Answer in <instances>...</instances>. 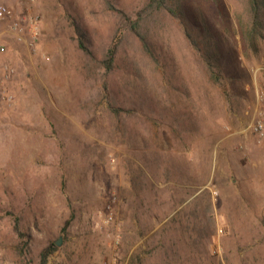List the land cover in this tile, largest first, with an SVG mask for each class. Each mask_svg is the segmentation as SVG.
Segmentation results:
<instances>
[{"label":"rangeland","instance_id":"1","mask_svg":"<svg viewBox=\"0 0 264 264\" xmlns=\"http://www.w3.org/2000/svg\"><path fill=\"white\" fill-rule=\"evenodd\" d=\"M149 1L0 0V264H264V6L253 47L248 0Z\"/></svg>","mask_w":264,"mask_h":264},{"label":"built area","instance_id":"2","mask_svg":"<svg viewBox=\"0 0 264 264\" xmlns=\"http://www.w3.org/2000/svg\"><path fill=\"white\" fill-rule=\"evenodd\" d=\"M10 12L7 7L0 5V24L10 19ZM26 25L20 20L10 21L8 24V32L11 34L18 43L29 46L31 51L33 50L35 40H37L38 26L36 22H29ZM29 35V36H28ZM5 38L0 34V54H4L6 50ZM12 69L6 64L0 65V101L9 100L10 97L6 94L3 81H5L11 74ZM264 72V66H259L254 69V75ZM264 92L258 90L255 95L256 107L252 111V119L247 127L243 130V133H248L254 136L259 143H264V115L259 105L263 103Z\"/></svg>","mask_w":264,"mask_h":264},{"label":"trees","instance_id":"3","mask_svg":"<svg viewBox=\"0 0 264 264\" xmlns=\"http://www.w3.org/2000/svg\"><path fill=\"white\" fill-rule=\"evenodd\" d=\"M262 1L263 0H248L249 25L245 33V39L248 41L249 45L253 47L256 45L255 42L261 37V31L263 29V26L260 20V10H261V7L264 6ZM159 7H163L164 9L172 12V8L169 3V0H150L149 3L147 4V9L149 10L151 9L156 10ZM187 27H188V24H187ZM188 37L191 43L195 46V48L198 49L199 46L197 42L191 36H188ZM204 45L205 47H207V49L202 53V58L205 64L207 65V67L211 68L210 74L216 77L214 70H212V65H215L216 67H218L217 66L218 57L216 56V53L211 49L212 45L207 44V42L204 43ZM80 47L82 48V45ZM117 49H118V43L117 42L112 43L106 53V58L104 60V63L108 70L111 67V63L116 55ZM198 51L200 52L201 50L199 49ZM70 221L71 220L68 219L65 222L63 231L68 227V225L70 224ZM52 251H53V247L51 246H48L47 248L43 250L42 255H41L42 257L41 264H43L46 261L47 256H49L52 253Z\"/></svg>","mask_w":264,"mask_h":264},{"label":"crops","instance_id":"4","mask_svg":"<svg viewBox=\"0 0 264 264\" xmlns=\"http://www.w3.org/2000/svg\"><path fill=\"white\" fill-rule=\"evenodd\" d=\"M258 154H259V158H263L264 159V150H259V149H255ZM252 151L254 152V149H252ZM260 194L264 195V188L260 190Z\"/></svg>","mask_w":264,"mask_h":264},{"label":"water","instance_id":"5","mask_svg":"<svg viewBox=\"0 0 264 264\" xmlns=\"http://www.w3.org/2000/svg\"><path fill=\"white\" fill-rule=\"evenodd\" d=\"M55 245L59 247L61 245V237L55 242Z\"/></svg>","mask_w":264,"mask_h":264}]
</instances>
